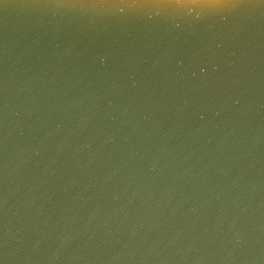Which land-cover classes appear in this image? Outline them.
Masks as SVG:
<instances>
[{
	"label": "water",
	"instance_id": "obj_1",
	"mask_svg": "<svg viewBox=\"0 0 264 264\" xmlns=\"http://www.w3.org/2000/svg\"><path fill=\"white\" fill-rule=\"evenodd\" d=\"M0 264H264V0H0Z\"/></svg>",
	"mask_w": 264,
	"mask_h": 264
}]
</instances>
